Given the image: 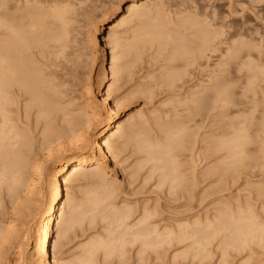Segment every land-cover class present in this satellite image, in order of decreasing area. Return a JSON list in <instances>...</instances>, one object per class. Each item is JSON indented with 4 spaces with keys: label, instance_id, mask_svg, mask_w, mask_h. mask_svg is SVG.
I'll use <instances>...</instances> for the list:
<instances>
[{
    "label": "bare ground",
    "instance_id": "bare-ground-1",
    "mask_svg": "<svg viewBox=\"0 0 264 264\" xmlns=\"http://www.w3.org/2000/svg\"><path fill=\"white\" fill-rule=\"evenodd\" d=\"M86 1L84 5H87L90 0ZM45 2L42 0H0V194L6 193L9 200H12V203H10L11 218L0 221V264H4L7 259L4 254L5 248L14 245V242L23 234L21 233L22 230L20 232L16 227L18 226L16 222L20 212L24 211L25 205L31 207L30 204L33 203L29 204L26 195L30 190L32 191L31 188L36 181L34 176L41 175L45 171H48L46 174L50 176L48 180L51 179V184L48 183V186L51 185L49 189L52 192H49L52 194V202L40 221L41 228L38 230L40 231L38 232L40 237L36 234L38 242L35 244V253L27 257L26 254L28 253H24L26 250H23L20 245L19 264H68L67 260L63 261L61 257L63 254V256H68L65 255L66 251H63L68 231L75 226L82 227L81 223L84 219L86 221L92 218L91 222L95 223V219H97L95 216L98 217L97 215H100L103 223H106L105 221L109 222L112 229L113 225L120 227L119 231H115L118 230L117 228L110 231L108 229L107 233L110 232L111 237L108 240L93 236L91 237L93 239L87 240L84 246L81 243L83 246L81 251L85 250V252H82L83 254L80 257H73V259H78V264H93L94 255H97L99 250L101 254L104 251L102 257L104 262L102 258L100 262L109 264L112 260L108 262V259H112L114 255L117 256L116 253H122L121 250L126 245V239L129 238L128 245L130 243H140V252L144 251L145 253V250L148 249L157 248L158 250V246L170 243L173 239H176L177 244H180L198 234V241H195L196 246L199 245L202 248L201 246H203L206 239L208 242L209 239H213L218 234L225 237L224 232L222 234L221 231L226 227L232 231L229 233V239L224 238L225 241L223 239V243H221V248L222 244L225 245V248L222 249L224 251L226 246L236 245L243 237H248L257 232L259 224L256 222L253 210L251 211L252 208L247 209L246 213L241 208L244 214L241 212L243 215H240V217L238 215L237 218L230 215V210L228 216V209H226L225 213L221 212V215L224 213L222 217L218 215L217 219L215 216L216 223L209 221L208 218L205 222L202 219V222L197 220L196 227L189 230L186 224H178L173 228H163L158 226L159 223H152L151 214L153 213L149 214L150 212L145 210L146 208H144L138 220L129 223L134 215L133 209L125 205L118 207L111 204L115 199L116 179L111 180L110 175L114 173L116 166L124 159L122 158L124 153L130 151L131 148L133 150H131V155L143 156V160L141 164H137V168H143L144 165L147 166V164L152 163L151 172L153 174L154 171L159 170L162 172L166 170L160 176L165 175L164 177L167 178V180L164 178L163 182H165L164 180L167 183L169 182L168 187L171 193L181 187L199 186L200 184L199 173L196 170V160H193V170L181 172L180 168L183 164L178 163L175 159L177 157L172 153L174 149L177 151L179 146L185 143L184 140L187 139L188 142L190 138L193 139L192 132H188L190 126L188 124L195 122V114L192 115L191 109L188 107L185 111L188 114L185 117L186 119L184 118L185 121L183 118L180 120V115L176 114L173 117L176 120L164 124L159 123V117L154 116V114V117H152L154 121L156 120L154 124L164 134L162 141L154 140V138L147 137L145 134L147 132L145 131V125L150 121L147 117L149 115H140L136 119L132 117L127 122L119 121L123 111L122 107L125 105L127 98H130L129 95L114 97V93L116 95L118 91V81L121 84L119 78L127 69V66L121 64L120 61L128 57L137 60L145 52L153 51L151 55L153 60L155 61L156 58L161 60L162 58L163 63H165L161 68V74L149 75L150 82L152 81L154 85H159V87L165 86L169 92L177 95L179 89H184L179 84H184L185 78L191 77V69L202 68L204 60L208 62L214 54L221 52L220 63L214 64L215 67L213 68L209 67V73L208 67L206 69L204 65V71L200 72L201 75L204 72L208 73L207 80L195 85L194 88L186 89L184 93L186 100L177 101L181 105H178L179 107L188 104H201L204 99L206 102L213 101L215 109L220 108V106L227 107L228 104L234 102L230 98L232 88L229 87L233 76L231 80L229 77L235 75L230 67L235 63V57L238 56L236 55L237 51L234 49L236 45L232 42L233 37L224 39L225 30L220 32L214 28L212 29L213 26L210 24L208 26L201 25L197 18L193 19L190 16L183 15L182 17H176L175 15L176 19L170 17L165 13L166 2L164 0H130L125 5L126 10H124L121 0L114 13H111L110 18L113 17V20L107 23V29L109 30L107 44L111 50V66L107 68L105 66L106 51L97 52L101 44L99 39L94 44V50L88 52V55L76 51L69 52L74 45H72L74 41L71 38V31L73 30L70 29V25L74 20L71 16L76 13V10L67 3L68 1L54 0L49 2L50 5L48 3L46 5ZM77 2L80 4V1ZM82 5L81 3L80 7ZM122 12H125L126 15H120ZM102 16L104 18L107 14L104 13ZM97 26L93 27V33L98 29ZM225 45L227 49L225 48L226 50L223 51L222 46ZM91 54L92 56H89ZM244 58L249 60L250 55ZM98 62L100 63L99 79L94 83V75L98 72ZM241 66L251 71L254 70V72L257 70L249 61L243 62ZM216 68H219V70H216ZM200 69L198 70L200 71ZM237 71L240 73L239 70ZM256 74L259 79L260 76L264 75V65L258 68ZM254 76L248 78L249 84L254 82H252V79H256ZM223 81H227V85ZM121 87L119 85L120 89ZM116 88L117 90H115ZM120 89L117 93H121ZM227 119L229 120V118ZM150 126L153 127L154 125ZM196 127L197 123H194V127L191 128L195 129ZM199 127L201 128V126ZM235 135L218 140L214 147L218 151L224 150L227 152L225 163L229 167H231L230 165L233 164L234 160L240 157L237 155L242 152L238 148L241 147L240 143L243 141L241 139H243L244 134ZM211 146L212 149L213 146ZM184 149L187 150V148ZM207 150H209V145ZM113 161L115 162L114 165ZM208 167L207 172L205 171L206 175L215 174L219 171L215 165ZM116 170L118 171V169ZM189 172L192 175L190 179L185 176ZM202 175L204 178V174ZM185 181L187 184L188 182L192 184L187 185ZM160 182L161 185H157L162 187L164 183L161 180ZM37 183L39 182L35 183L34 189H36ZM44 186L42 190H44ZM189 190L191 189L189 188ZM31 193L30 196L33 197L34 192ZM50 194L48 195L50 196ZM77 194L83 195V198L80 199L79 195L78 198ZM180 194L182 195V193ZM1 200L4 199L0 195V207L2 209L3 201ZM31 201L33 200L31 199ZM24 202H28V204H24ZM229 205L225 207L232 208ZM29 206L27 207L29 211L22 212L23 215L21 213L23 217L26 216L24 218L26 220H29L27 215L30 211L33 213L38 209L35 210L32 206L33 209L31 210L32 207L29 208ZM109 207L111 208L108 209ZM26 213L27 215H25ZM35 214H32V217ZM32 217L30 218L32 219ZM87 217L90 218L87 219ZM36 220L38 222L37 218ZM35 221L33 220V223ZM177 222L179 223V221ZM183 223H186V221H183ZM28 230L27 232L30 234V227H28ZM18 233H21V235L19 236ZM24 233L27 235L26 232ZM54 233L57 235L51 244L52 254L50 256L49 247ZM231 233H234V235L232 236ZM19 239L22 241V238ZM25 239L28 243L26 237ZM133 246L135 247V245ZM196 246H194L193 251ZM200 248L198 251L196 249L197 254L200 252ZM203 248L205 249L204 246ZM170 249L172 250V248ZM181 249L183 250V248ZM76 250L78 249L76 248ZM95 250L96 252H94ZM2 254L5 255L4 258L1 256ZM183 254L185 253L183 252ZM119 258L121 261L123 260L120 256ZM138 258L140 257L138 256ZM116 259L118 263V258L116 257Z\"/></svg>",
    "mask_w": 264,
    "mask_h": 264
},
{
    "label": "rangeland",
    "instance_id": "rangeland-1",
    "mask_svg": "<svg viewBox=\"0 0 264 264\" xmlns=\"http://www.w3.org/2000/svg\"><path fill=\"white\" fill-rule=\"evenodd\" d=\"M16 1H22V0H16ZM42 1L43 2L46 1L45 4L47 5V3L49 4V2L54 0H48V1L42 0ZM63 1H68L67 3L70 4V6H72V8H74L77 13V15L76 13L73 14L74 17L73 15L71 16L72 19L74 20L72 22L74 24L71 23L72 26L70 25V29L73 30L71 31V35H72L71 38L74 41L72 45L73 44L74 45L73 46L71 45L72 48L71 50L69 49L70 51L69 50L68 51L69 52L76 51L82 53L83 55H88V52H92L94 50L95 48L94 44H96V40L99 39L101 41V44L99 45L97 52H101L103 50L106 51L105 66L107 68H110L111 50L109 49V45L107 44V38L109 35V30L107 29L108 28L107 23L113 20L112 19L113 17L110 18L111 13L112 14L114 13L121 0H101V1L97 0L96 3L95 0H90L91 2L90 1L88 2L87 0L86 1L88 2L87 5L86 4L84 5L85 0L84 2L83 0L82 1L63 0ZM77 1H80V4ZM164 1L166 2V7L164 8L165 13H167V15H169L170 17L175 18V15L176 17H182L183 15L186 17L190 16L193 19L197 18L198 22L199 23L201 22V25L208 26V24H210L213 26L211 27L212 29L214 28L220 32L221 30L222 31L225 30L223 37L224 39H229L231 36L233 37L232 42H234V44L236 45V47L234 46V49L235 51H237L236 55L238 56L235 57V63L230 67V69H232V71L234 72L233 74L235 75H231L229 79L231 80L233 76V80L234 78L235 80L234 81L231 80L232 82H230L229 87L232 88V93H230V98L232 102L233 101L234 102L232 103L233 105L228 104L229 106L227 105V107L220 106V108L215 109L213 106L214 103L211 100L209 101L207 100L208 102H206L204 99L201 104H196L198 105L197 108L196 105L193 104L191 105L188 104L186 106L182 105V107H179L181 105L177 101L179 100L181 102L182 101L181 99H183V101L186 100L185 98L186 96L184 97L185 95L184 93L186 89L189 90V88L190 89L194 88L195 85H198L201 82L207 80L209 69L211 67L212 68L215 67L216 63L221 62V57H222L221 52H217L216 54H214L215 56L214 55L212 56V58L209 60L210 62L208 61L209 64L206 60H204L202 62L203 69L201 67H196L191 69L192 78L188 76L187 77L188 79L185 78L186 80L184 84L182 83L179 84L184 89L183 90L179 89V91L176 93L177 95H174V93L169 92L167 87L165 86L159 87V85L155 84L157 86L156 87L152 81L150 82V79L148 78L149 75L155 76L161 74L162 73L161 68L165 63V62L163 63L162 58L160 60L159 57H158L159 60L156 58V60L154 61L151 56L153 54V51H150L148 53L145 52L137 60H135L132 57H128L127 59L126 58L122 59L120 63L125 64L127 66L126 67L127 69L125 72L121 74L119 78L121 84H119L118 81V87L116 85L118 91L120 89L119 85L120 87L122 86L120 89L121 93L119 92L120 93L119 94L117 93L118 92L117 91L116 95L114 93V97L117 95H122V96L129 95L130 98H127V101H125V105H123L122 107L123 111L120 115L121 117L119 121L122 120V122L124 121L127 122L128 119L132 117L133 119H136L140 115L141 116L149 115L147 117L149 118L150 121H148L149 123L145 125L146 128L145 131H147L145 134L147 135V137L154 138V140L162 141L164 138V134L161 133L159 129L156 127V125L154 124L156 123V120L154 121L152 117L154 116L159 117L158 122L164 124L167 122H173L175 119L173 117H175L176 114L177 115L179 114L180 120H182L181 118H183V120L185 121L186 119L185 117L188 116L187 112L185 111L189 107L191 109L192 115L195 114L194 123H197V127L195 129L191 128L194 127L193 122L188 124V126L190 125L189 129L191 128L190 131L188 129V132H192L193 139L190 138L189 139L190 141L188 142L187 139L184 140L185 143L181 144V146H184L182 147L183 149L181 148V146H179V148L181 149L178 148L177 151L176 149H174L175 153L174 152L172 153L173 155L175 154V157H177L175 159L178 161V163L180 162L183 164L182 167L180 168L181 172H187V170L190 171L193 170L194 169L193 160L194 159L196 160V165H197L196 170L197 173H199L198 177L200 180V184L199 186L191 185L192 184L191 182H190L191 184L189 182L187 184L186 181L192 177V175L190 174L191 172H189L186 173L187 175H185L186 177H188V179L185 181V184L187 185L190 184L191 186H185V188L184 187L178 188V190H175L174 192L171 193L168 187L169 182L168 183L166 182L167 178L164 177L165 175L160 176V174L165 173L166 170L164 171L161 170L162 172H160L159 170L156 172L154 171L153 174V172H151L153 166L152 163L147 164V166L144 165L143 168H137L138 167L137 164H141V161L143 160V156L135 155L136 156L135 157L134 155H131L130 154L132 150L131 148L130 151L128 150V152L124 153L122 157L124 159L118 164V166H116L117 168H115L114 173L110 175L111 180L116 179V186H115L116 191L114 196L115 199L111 202V204L118 207L125 205L133 209L134 215L133 218L130 219L129 223L131 222L134 223V220L135 221L136 219L138 220L142 211H144V208H146L145 210L149 211L150 212L149 214L153 213L151 214L152 217L151 221L153 220L152 223H156V224L159 223L158 226H161L163 228L164 227L173 228V226L175 227L178 224H186L188 225L189 230H192L194 229V227H196L195 224L197 220L198 222H202V221L205 222L206 219L208 218L209 221L216 223L217 222L216 217L217 219H218V215L222 217L226 209H228V213H227L228 216L229 213L231 212L230 215L232 217L234 216L235 218H237L238 215L240 217V215L242 216L244 213L247 212V209L250 210L252 208L251 211L253 210V213L255 214L256 222L259 224V227L257 232H255L254 234L248 237L247 236L243 237L242 240L241 239L239 240L240 242L238 241L239 244L238 242L236 243V245L232 244L233 247L232 245L226 246V249H224V251L222 249L225 245L222 244V248H221V243H223L224 238H226V240L229 239L230 237L229 233L232 231L231 229H228L226 227L221 231L222 234L224 232L225 237H222L218 234L217 236L213 237V239L212 238L209 239L208 242L207 239L204 240L203 246L205 247V249L203 248V246H201L202 248H200L198 244H197L198 246H196L195 241H198V234L180 243L181 245L179 243L177 244L176 239L175 240L173 239L175 242L172 240L170 243L167 244L165 243L158 246L159 248L158 250L157 248L148 249L145 250V253L144 251L140 252V243H135V244L130 243L128 245L127 242L130 241L129 238L126 239V245L123 248V250H121L122 253L120 252L116 253L117 256L114 255L113 257L115 258L113 257L112 259L109 258L108 262L112 260L109 264L117 263V259H116L117 257L118 258L117 264H127V262L128 264H134V263L136 264L138 260L139 262L137 264H264V80H263L264 75H262V77L260 76L259 79V76H257L256 74V72H258V68L264 65V0H164ZM129 2L130 0H122V6H124V10H126L125 5H127V3ZM81 3L83 5L80 7ZM104 13H106L107 16L106 17L104 16L103 18L102 14L104 15ZM120 15H126V13L122 12L120 13ZM100 20L102 23L100 22ZM98 24L99 26H97ZM96 26L99 30L97 29L96 32L93 33L94 31L93 27ZM225 46L224 47L222 46L223 51L227 49V46L226 47ZM248 55H250L249 60L244 58L247 57ZM89 56H92V54ZM245 61L251 62L252 66L257 68V70L255 69L256 71L254 72V70L251 71L248 70V68L242 67L241 64ZM99 66L100 63L98 62L97 71L99 70ZM204 67L206 69L208 67L207 69L208 73L206 74L204 72L201 75V73L205 69ZM198 69H200V71ZM251 69H253V67H251ZM216 70H219V68H216ZM237 70H239L240 73ZM99 72L100 71L96 72L94 75V79H93L94 83L97 82L99 79ZM250 76L251 77L254 76V78L256 77L255 80L252 79V82L254 81L252 84H249L248 82V78ZM226 82L223 81V83ZM247 86L251 89H249ZM117 88L115 90H117ZM206 105L208 106V108ZM227 118H229V120ZM150 125H154V126L152 127ZM199 126H201V128ZM241 132L244 133L241 134ZM235 134L238 135L244 134V136L242 137L243 139H241L243 141H241L240 143L241 147L238 148L239 150H242V152H240L242 155L239 153V155L237 156L240 157L239 158L236 157L237 160H234L233 164L230 165L231 167H229L227 166V163H225V157L227 156V152L224 150L218 151L214 147L218 140L224 138L227 139V137H231L233 135L236 136ZM194 136L196 139L194 138ZM191 139L193 142L191 141ZM207 143L209 145V150H207L208 148ZM210 145L213 146V147L211 146L212 149L210 148ZM184 148H187V150ZM238 149H236L237 152H239ZM114 164L115 162L113 161V165ZM214 165L218 168L219 171L215 174L206 175L205 171L209 169L208 166L211 167ZM232 165H234L235 167ZM116 169H118V171ZM46 172L48 173V171H45L41 175L34 176L35 177L34 180L36 181L34 182L33 187L31 188L32 191L31 190L29 191L28 195H26V198H28L29 201L28 200L27 201L29 202V204L33 202L30 204L31 207L33 206L35 210L38 208L36 210L37 212L34 211L32 213V211H30L28 215L27 213L25 214L27 215V217H29L28 219L30 221L24 219L26 217L25 215H24L25 217L22 216L23 215L22 212L28 210L27 207L29 205H25L26 207H24V211L22 210L20 212L19 218L17 219L16 222V225L18 226L16 227L18 228V230H20V232L22 230L21 233L23 234L22 235L21 233L18 234L19 236L21 235V237L19 238H22V241L24 242L22 243L21 239L18 238L14 242V245L5 248L4 254L6 255L7 259L5 260V262L3 261L4 264H10L11 262H12L11 264L20 263L19 260L20 245L22 246L23 250H26V252L24 251V253H28L26 254L27 257H30L32 254L35 253V249H36L35 244H37L36 242H38L37 241L38 236L40 237V234H38V232H40L38 230H40L41 228L40 221L42 220L48 206L52 202V194H50L52 190L49 189V187L51 186L50 185L51 179L48 180L50 176L46 174ZM202 174H204V178ZM151 175L152 177H150ZM164 178H166V180H164L166 183L163 182ZM160 180L162 181V183L165 184V185L163 184L162 187L158 186L161 183ZM36 182L39 183L41 182L42 184L40 185L39 183H37L35 187L36 189H34ZM45 182L47 183L46 185ZM48 183H50L49 186ZM43 186H44V190H42ZM189 188L191 190H189ZM35 191L37 192L39 191L41 193L39 192L37 193ZM31 192L36 193V195H34L33 193V197L32 195L30 196ZM180 193H182V195L184 194V196H182ZM41 194H43L42 196L44 197H42ZM48 194H50V196ZM0 195L2 199L5 200V201L1 200L3 201L2 202L3 208L1 209L0 207V211H1L0 221H1L3 219L11 218L10 203H12L11 202L12 200L11 199L9 200L7 194L4 192L1 193ZM78 195L79 194H77V197L79 198L80 195L79 196ZM81 198H83V195L80 196V199ZM31 199L33 201H31ZM28 202L27 203L24 202V204H28ZM227 203L228 205L230 204L229 207L231 206L232 208L230 209L226 208L228 206ZM31 207L29 206V208ZM33 207L31 208V210L33 209ZM110 208L111 207H109L108 209ZM241 208L244 213L241 211ZM221 212L224 213H222L221 215ZM241 212L243 214H241ZM31 213L35 214L36 217L35 216L32 217ZM97 216L99 218L95 216V218H97V219L94 218L95 223H93V221L91 222L92 218L89 219L90 221L89 220L85 221L84 219L85 223L84 221L81 223L82 227L75 226L68 231L66 236V243H65L66 245L63 250L64 252L66 251L65 255L68 256L67 257L63 256L64 254L62 256L59 255L62 257L63 261L67 260L66 262H68V264L69 263L78 264V259L77 260L73 259V257L74 258L78 256L80 257L85 252V250L81 251V249L84 246V244L87 243L86 242L87 240L90 241L91 239H93L91 238L93 236L95 238L100 237V239L108 240L109 238H111L110 232L107 233L108 229H109L108 231H110L117 228L118 230L115 231H119L120 227L118 228L117 225L116 226L113 225V229H112V227H110L111 225H109V222L105 221L107 224L103 223V220L100 217V215ZM30 217H32V219ZM36 218L38 219V222ZM88 218L90 217H87V219ZM33 220L36 221L33 223ZM155 220L156 222H154ZM177 221H179V223ZM183 221L184 222L186 221V223H183ZM172 222L174 225L172 224ZM165 223H167L168 225ZM28 227H30L31 238L34 237L32 239L31 238L29 239L30 234H28L27 232L29 231ZM75 228L76 230H74ZM23 231L26 232L27 235ZM31 231L34 235L31 233ZM114 233L116 234L117 232ZM231 234L232 236L234 235V233ZM56 235L57 234L54 233L53 237L51 238L50 247H49L50 256L52 254L51 244L55 240ZM25 237L27 238L28 243L30 242L29 243L30 245L26 242ZM193 239L194 241H192ZM19 241L21 242L18 243ZM72 241L74 242L73 245L70 247ZM81 243L83 244V246ZM133 245H135V247ZM194 246H196V249L198 247L200 248L199 250L200 252H198V254L197 251L199 248L197 249V251L196 249L193 251ZM76 248L78 250H76ZM170 248H172V250ZM181 248H183V250ZM94 252H96V250ZM183 252L185 254H183ZM103 253L104 251H102L101 254L100 250L97 252L99 260L97 259V255H94V258L97 259V260L94 259L93 261L95 264H100V263L102 264L104 262V258H102ZM5 255L2 254L1 256L4 258ZM118 255L121 257V259H123L122 261L120 260ZM70 256L72 257L70 258ZM138 256L140 258H138ZM126 257H128L127 258L128 260L126 259ZM74 260H76L77 262ZM101 260L103 262H100ZM133 260L135 261L133 262Z\"/></svg>",
    "mask_w": 264,
    "mask_h": 264
}]
</instances>
